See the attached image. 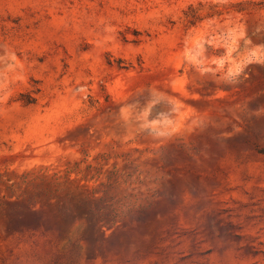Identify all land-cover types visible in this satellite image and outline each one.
Listing matches in <instances>:
<instances>
[{"label": "rangeland", "instance_id": "rangeland-1", "mask_svg": "<svg viewBox=\"0 0 264 264\" xmlns=\"http://www.w3.org/2000/svg\"><path fill=\"white\" fill-rule=\"evenodd\" d=\"M0 264H264V0H0Z\"/></svg>", "mask_w": 264, "mask_h": 264}, {"label": "trees", "instance_id": "trees-1", "mask_svg": "<svg viewBox=\"0 0 264 264\" xmlns=\"http://www.w3.org/2000/svg\"><path fill=\"white\" fill-rule=\"evenodd\" d=\"M189 10H193L192 5L189 7ZM186 13L190 24H194L198 19L201 18L200 15L198 14V11H194L192 14H188V12Z\"/></svg>", "mask_w": 264, "mask_h": 264}]
</instances>
